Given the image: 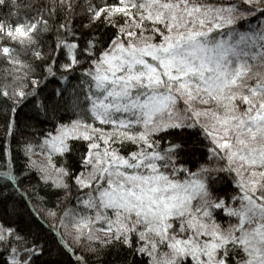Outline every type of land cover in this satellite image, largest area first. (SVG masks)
<instances>
[{"label":"snow or ice","instance_id":"snow-or-ice-1","mask_svg":"<svg viewBox=\"0 0 264 264\" xmlns=\"http://www.w3.org/2000/svg\"><path fill=\"white\" fill-rule=\"evenodd\" d=\"M258 3L0 0V264H264Z\"/></svg>","mask_w":264,"mask_h":264},{"label":"trees","instance_id":"trees-1","mask_svg":"<svg viewBox=\"0 0 264 264\" xmlns=\"http://www.w3.org/2000/svg\"><path fill=\"white\" fill-rule=\"evenodd\" d=\"M210 4H227L229 2H238V0H207ZM254 7L264 8V6H260L258 4L254 5ZM261 19H264V17H261ZM256 21L253 20V23ZM26 58V57H24ZM6 64L3 61H0V88L3 87V85L7 82L4 79L5 76V69ZM28 110L25 109L24 112H22L19 116L20 120V126H21V132H23V136L18 135L16 140L12 142V157L14 159V163L18 169H22L25 167L26 164V158L24 155V152L21 150L22 148V142L26 137L30 136L31 129H28L25 127L26 124L31 123V121L28 120ZM41 127H48V125H42ZM95 127L103 128L104 131H111L110 126L107 125H100L98 122H96ZM0 137H2V134H0ZM36 154H39L41 156H45V159L47 160V155L44 153H41L39 149H37ZM56 157L53 156V162H56ZM3 164V157L0 156V165ZM36 166L32 168L31 175L24 181L25 186L31 187L33 185H36V191L39 194V197H45V192L47 189L44 187L42 182L38 181L37 173H36ZM3 168L0 167V171H2ZM46 203H37V208L47 214L49 210H53L57 213L56 219H49L48 223H51L55 225L59 230L65 231L69 234H74V228L72 226L73 224V218L69 216H65V213L69 212V210L74 209L76 207L75 200L69 199L66 201H63L59 204H57L55 198H47L45 197ZM63 220V223L60 221ZM97 229L101 227V225L95 226ZM99 235H103V233H98ZM69 240H71V235H69Z\"/></svg>","mask_w":264,"mask_h":264},{"label":"rangeland","instance_id":"rangeland-1","mask_svg":"<svg viewBox=\"0 0 264 264\" xmlns=\"http://www.w3.org/2000/svg\"><path fill=\"white\" fill-rule=\"evenodd\" d=\"M258 5L260 6H264V0H259ZM108 132V131H105ZM102 143V142H101ZM32 160L36 162V167H40L42 165H44L45 163H47V160L45 159V156H41L39 154H35L32 156Z\"/></svg>","mask_w":264,"mask_h":264}]
</instances>
